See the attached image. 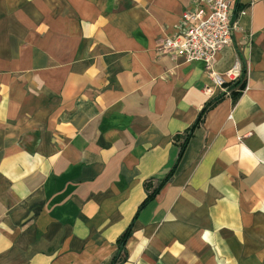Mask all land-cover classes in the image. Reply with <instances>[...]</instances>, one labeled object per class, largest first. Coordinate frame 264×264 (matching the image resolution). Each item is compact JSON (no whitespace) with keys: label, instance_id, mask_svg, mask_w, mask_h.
Here are the masks:
<instances>
[{"label":"crops","instance_id":"crops-1","mask_svg":"<svg viewBox=\"0 0 264 264\" xmlns=\"http://www.w3.org/2000/svg\"><path fill=\"white\" fill-rule=\"evenodd\" d=\"M189 7L0 0V264H108L134 217L123 264H264V0H231L211 68L240 61L236 98L160 53Z\"/></svg>","mask_w":264,"mask_h":264},{"label":"built area","instance_id":"built-area-1","mask_svg":"<svg viewBox=\"0 0 264 264\" xmlns=\"http://www.w3.org/2000/svg\"><path fill=\"white\" fill-rule=\"evenodd\" d=\"M231 0H190L189 9L180 19L179 29L165 38L160 53H168L185 63L201 62L208 71L213 85L221 92L228 90L242 76V65L236 60L234 66L223 75L212 71L217 53L232 41Z\"/></svg>","mask_w":264,"mask_h":264},{"label":"trees","instance_id":"trees-1","mask_svg":"<svg viewBox=\"0 0 264 264\" xmlns=\"http://www.w3.org/2000/svg\"><path fill=\"white\" fill-rule=\"evenodd\" d=\"M231 13H232V16L234 17L233 10ZM244 74H245V71L243 69L242 70L243 78L239 79L237 82H235L233 84L228 83L226 85L229 88V91L234 92V93H230L231 96H233L234 98L238 97L239 94L241 93V91L244 89V82H245L244 81ZM236 87L238 88L237 92L233 91V88H236ZM222 96H223L222 94H219L214 99H211L208 102H206L203 105V107L201 108V110L199 111L197 118L192 123V125L188 129H186L183 133L176 135L174 137V141L177 143L179 142L178 143L179 151L177 153L175 163L173 164V166L171 167V169L169 170L167 175L163 179L158 181L156 186L153 187L151 185L150 181H147L144 183V190L147 194H146L144 201L138 207V211H140V209H142L149 201H151L155 197V195L158 194L160 189L170 180V178L172 177V175L176 169V166H177L179 160L181 159V156H182V154L186 148L188 141L192 137L194 130L202 123V120H203L205 114L209 110L213 109L221 101ZM138 211H137L136 215L138 214ZM134 220H135V217L131 220L130 224L127 226L125 231L116 240V243H115L116 244V251L113 254V256L111 257L108 264H123L126 261L125 244H126L127 240L129 239V237L131 236V230H132Z\"/></svg>","mask_w":264,"mask_h":264}]
</instances>
